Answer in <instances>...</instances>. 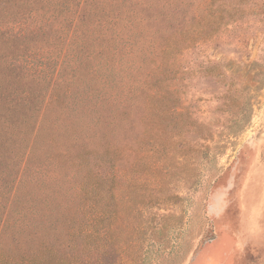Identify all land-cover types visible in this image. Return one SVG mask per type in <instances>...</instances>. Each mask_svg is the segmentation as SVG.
<instances>
[{"label":"trees","instance_id":"trees-1","mask_svg":"<svg viewBox=\"0 0 264 264\" xmlns=\"http://www.w3.org/2000/svg\"><path fill=\"white\" fill-rule=\"evenodd\" d=\"M229 1L0 0V264H103L120 174L171 149L170 69Z\"/></svg>","mask_w":264,"mask_h":264},{"label":"rangeland","instance_id":"rangeland-1","mask_svg":"<svg viewBox=\"0 0 264 264\" xmlns=\"http://www.w3.org/2000/svg\"><path fill=\"white\" fill-rule=\"evenodd\" d=\"M227 9L216 37L170 69L171 149L146 154L144 138L136 180L120 174L103 264H264V0Z\"/></svg>","mask_w":264,"mask_h":264}]
</instances>
